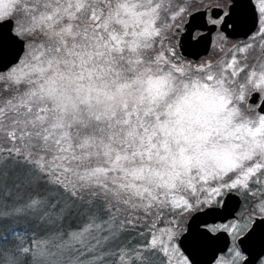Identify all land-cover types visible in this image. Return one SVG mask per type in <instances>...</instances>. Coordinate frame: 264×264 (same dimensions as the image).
<instances>
[{"label":"snow or ice","instance_id":"6c2138e0","mask_svg":"<svg viewBox=\"0 0 264 264\" xmlns=\"http://www.w3.org/2000/svg\"><path fill=\"white\" fill-rule=\"evenodd\" d=\"M0 264H264V0H0Z\"/></svg>","mask_w":264,"mask_h":264},{"label":"water","instance_id":"95a60500","mask_svg":"<svg viewBox=\"0 0 264 264\" xmlns=\"http://www.w3.org/2000/svg\"><path fill=\"white\" fill-rule=\"evenodd\" d=\"M197 22H199V20H197ZM251 28V22H250V18H245V23H244V27L236 33L232 34V38L234 39H243V34L244 32L248 31ZM210 44H211V38L210 37H206L204 43L200 46L199 49H197V51L199 52V54L205 55L208 53L209 49H210ZM234 206V205H233Z\"/></svg>","mask_w":264,"mask_h":264},{"label":"flooded vegetation","instance_id":"af4514ba","mask_svg":"<svg viewBox=\"0 0 264 264\" xmlns=\"http://www.w3.org/2000/svg\"><path fill=\"white\" fill-rule=\"evenodd\" d=\"M232 39H233V40H236V39H234V38H232ZM210 50H211V49H209L208 53L210 52ZM208 53L205 54V55H202V56H206V55H208Z\"/></svg>","mask_w":264,"mask_h":264},{"label":"rangeland","instance_id":"374dc122","mask_svg":"<svg viewBox=\"0 0 264 264\" xmlns=\"http://www.w3.org/2000/svg\"><path fill=\"white\" fill-rule=\"evenodd\" d=\"M211 51V50H210ZM210 54V52L208 53V55ZM207 56V55H206Z\"/></svg>","mask_w":264,"mask_h":264}]
</instances>
